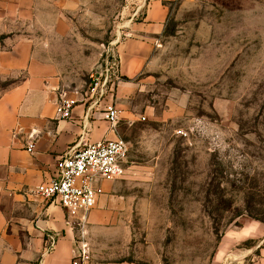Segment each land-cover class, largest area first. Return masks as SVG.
<instances>
[{"label":"rangeland","instance_id":"rangeland-1","mask_svg":"<svg viewBox=\"0 0 264 264\" xmlns=\"http://www.w3.org/2000/svg\"><path fill=\"white\" fill-rule=\"evenodd\" d=\"M39 1V57L59 93L83 97L135 0ZM169 7L146 67L117 89L130 166L105 229L88 222L87 264H264V0Z\"/></svg>","mask_w":264,"mask_h":264},{"label":"crops","instance_id":"crops-1","mask_svg":"<svg viewBox=\"0 0 264 264\" xmlns=\"http://www.w3.org/2000/svg\"><path fill=\"white\" fill-rule=\"evenodd\" d=\"M137 1L144 7L127 22L131 37L117 47L121 75L130 80L146 67L170 17V0ZM39 2L0 0V81L7 87L0 94V264H72L76 221L57 200L47 201L35 190L53 178L56 162L69 149L119 138L127 119L119 108L113 127L103 113L106 101L90 110L73 94L66 95L79 101L71 118L60 117L57 68L41 60L33 42ZM119 88L129 90L128 82ZM115 182L100 186L103 194L89 214V233L104 230L112 216Z\"/></svg>","mask_w":264,"mask_h":264},{"label":"built area","instance_id":"built-area-1","mask_svg":"<svg viewBox=\"0 0 264 264\" xmlns=\"http://www.w3.org/2000/svg\"><path fill=\"white\" fill-rule=\"evenodd\" d=\"M133 4L136 6L133 17H136L144 4L137 0L133 1ZM126 29L127 24L119 27L115 41L106 49L99 69L90 74L88 93L83 96L90 110L106 101L103 113L106 121L113 127L118 124L122 113L116 105L117 89L122 82L117 47L124 39L131 37ZM78 103L76 98L62 95L58 99L57 112L61 118L70 119ZM27 151H33V144L28 146ZM129 153L128 143L120 137L95 143L82 142L64 153L56 162L53 178L36 188L35 193L39 197L47 201L57 200L66 210L69 219L76 221L73 225L77 227L78 237L72 264H87L86 236L89 214L96 208L103 194L102 188L96 184V179H123L130 166ZM54 245L55 240H51L50 247Z\"/></svg>","mask_w":264,"mask_h":264}]
</instances>
